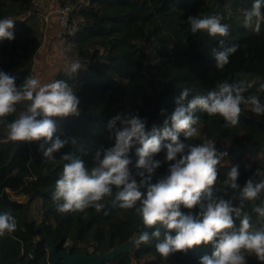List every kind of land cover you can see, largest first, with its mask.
Here are the masks:
<instances>
[{
	"label": "trees",
	"instance_id": "obj_1",
	"mask_svg": "<svg viewBox=\"0 0 264 264\" xmlns=\"http://www.w3.org/2000/svg\"><path fill=\"white\" fill-rule=\"evenodd\" d=\"M34 2L0 0V19L11 18L15 22V38L0 41V71L14 76L17 85L33 76V58L41 48L37 25L40 21H36L41 18L30 15ZM55 3L58 8H70L62 38L71 60L82 65L76 75L70 74L68 66L50 81L66 80L75 85L80 99L79 116L58 121L57 135L61 139L75 138L76 142H69L55 154V162L49 163L37 143L9 141L6 125L0 124V213L9 212L17 221L14 233L0 237V264H62L52 262L45 235L57 252L70 255L106 253L135 240L146 230L141 220L134 210L112 207L111 199L103 201L105 206L100 210L57 212L52 194L65 163L61 157L73 153L91 166L95 149L112 143L106 126L117 112H138L147 118L149 129L153 124L162 127L183 89L191 90V98L206 95L224 83L222 70L214 67L213 57V50L221 49V39L223 46L238 45L236 53L242 47L249 50L258 42L264 45V22L258 33L243 25L244 11L251 8L253 0H57ZM205 14L222 16L221 22L229 26V35L215 39L206 33L193 35L188 17ZM259 65L264 68V59ZM260 78L249 93L264 83V75ZM261 101L264 102V94ZM242 108L238 125L229 128L224 127L222 118L197 111L199 122L195 127L201 125L202 134L187 141L198 144L211 140L219 151L227 152L218 166L219 179L213 189L217 196L223 194L220 184L232 165L240 166L241 186L256 169H264V115L257 117L246 106ZM162 109L165 115H161ZM17 115L6 119L11 122ZM132 158L135 161L134 150ZM156 158L163 159V153ZM166 171L164 164L153 182ZM257 205H264V193L259 200L245 205L254 223L253 208ZM198 211L194 209L193 214ZM155 243L152 240L134 246L129 253L106 264H199L204 255H211L214 250L211 245L200 246L164 260L156 253ZM248 264L258 261L249 257Z\"/></svg>",
	"mask_w": 264,
	"mask_h": 264
},
{
	"label": "clouds",
	"instance_id": "obj_2",
	"mask_svg": "<svg viewBox=\"0 0 264 264\" xmlns=\"http://www.w3.org/2000/svg\"><path fill=\"white\" fill-rule=\"evenodd\" d=\"M262 9L264 0H253L243 14L245 28L260 31L264 22ZM221 21L219 14L188 17L193 35L206 33L213 39L229 35V26ZM14 24L11 18L0 19V41L15 38ZM219 44L221 49L213 50L214 67L223 70L239 46H223L224 39ZM81 69L78 60L69 65L72 75ZM253 86L254 82H224L206 95L191 98V90L185 88L175 98L176 106L162 127L153 124L149 129L147 118L138 112H117L106 126L112 143L95 149L91 166L73 153L61 157L65 163L52 194L57 212L100 210L105 206L103 201L111 199L114 208L134 210L146 229L133 245L155 240V251L164 260L178 252L211 245L213 252L204 255L199 264H248L249 257L264 264V205L253 208L255 223L245 211L246 204L259 200L264 193V169H256L241 186L240 166L232 165L220 184L223 194L217 196L213 189L219 179L218 166L227 152L219 151L211 140L187 142L198 135L197 111L222 118L226 128L238 125L242 106L257 117L264 115V83L249 93ZM79 105L75 85L66 80L41 83L29 75L17 85L14 76L0 71V124L6 125L7 139L37 143L49 163L55 162V154L69 142H76L75 138L61 139L57 135V122L79 116ZM17 113V118L7 121V117ZM161 115H165V110H161ZM161 153L163 159H157ZM164 164L166 174L153 182ZM194 209L199 210L197 214H193ZM16 229L12 214L0 213V237L11 235Z\"/></svg>",
	"mask_w": 264,
	"mask_h": 264
},
{
	"label": "rangeland",
	"instance_id": "obj_3",
	"mask_svg": "<svg viewBox=\"0 0 264 264\" xmlns=\"http://www.w3.org/2000/svg\"><path fill=\"white\" fill-rule=\"evenodd\" d=\"M42 1V0H41ZM57 0H47L46 6H42L39 14L44 18L36 21L40 27L41 33V48L34 55L33 58V76L38 78L41 83H50L54 74L60 69H67L69 63L75 61L71 60V53L66 52L65 40L62 38L63 33L57 23L56 9H58ZM51 6H50V5ZM48 6V7H47ZM37 14V12H36ZM36 14L31 13V17H37ZM257 59H264V45L261 43H255L254 46L245 50L244 47L235 54L232 58L230 65L222 70L224 75V81L227 83H235L239 81L255 82L262 75H264V68L259 65ZM259 65V66H258ZM198 129V135L201 137V125L196 127ZM17 201H24V198L12 197Z\"/></svg>",
	"mask_w": 264,
	"mask_h": 264
},
{
	"label": "water",
	"instance_id": "obj_4",
	"mask_svg": "<svg viewBox=\"0 0 264 264\" xmlns=\"http://www.w3.org/2000/svg\"><path fill=\"white\" fill-rule=\"evenodd\" d=\"M45 237L51 249L52 262H61L62 264H106L120 255L129 253L134 248V240H131L128 243L115 247L106 253H95L92 255H70L68 253L57 252L55 245L47 238L46 235Z\"/></svg>",
	"mask_w": 264,
	"mask_h": 264
},
{
	"label": "built area",
	"instance_id": "obj_5",
	"mask_svg": "<svg viewBox=\"0 0 264 264\" xmlns=\"http://www.w3.org/2000/svg\"><path fill=\"white\" fill-rule=\"evenodd\" d=\"M42 6H43V3L41 0H35L33 8H32V13L36 14L37 12L36 15H39L38 11L41 10ZM55 13L57 16V23L59 24V27L62 30V32H64L68 26L70 8L68 6L60 7L56 9Z\"/></svg>",
	"mask_w": 264,
	"mask_h": 264
},
{
	"label": "crops",
	"instance_id": "obj_6",
	"mask_svg": "<svg viewBox=\"0 0 264 264\" xmlns=\"http://www.w3.org/2000/svg\"><path fill=\"white\" fill-rule=\"evenodd\" d=\"M42 3L44 4V6H46L47 3V0H42ZM50 5V4H49ZM51 6V5H50ZM48 7V6H47ZM36 18L40 19V18H44L43 15H38ZM40 22H43V21H40Z\"/></svg>",
	"mask_w": 264,
	"mask_h": 264
}]
</instances>
